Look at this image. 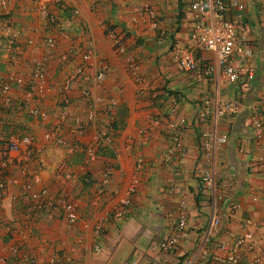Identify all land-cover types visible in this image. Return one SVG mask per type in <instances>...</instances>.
I'll list each match as a JSON object with an SVG mask.
<instances>
[{
	"label": "crops",
	"instance_id": "0c3cea01",
	"mask_svg": "<svg viewBox=\"0 0 264 264\" xmlns=\"http://www.w3.org/2000/svg\"><path fill=\"white\" fill-rule=\"evenodd\" d=\"M190 1L67 0L63 7L48 6L56 19L52 27L44 25L35 0H0V158L12 134L30 136L40 150L29 159L21 148L9 154L12 162L5 174L23 181L22 169L35 173V188L63 190L76 201L77 214L72 224L46 211L25 219L19 186L6 187L0 191V255H11L8 248L15 246L18 253H29L34 264H49L51 257L57 258L54 264H220L219 244L249 231L251 246L242 251L237 264H264V147L254 139L256 121L264 136V0H241L236 36L244 41L253 77L245 81L241 76L231 83L223 78L213 51L192 46L196 16ZM233 13L231 8L225 16L232 18ZM218 16L210 13L208 20ZM106 29L119 35L123 53L114 50ZM48 36L54 41L52 48L45 45ZM68 48L72 53L59 61ZM86 48L92 50V63L100 59L108 66L101 86L91 87L101 103L109 99L115 103L110 119L100 107V120L121 124L105 153L97 154L80 179L79 141L69 119L82 116L81 82L73 81L65 92L61 84ZM187 50L210 64L212 72L179 70L174 57ZM127 57L138 65L139 81L128 73ZM42 58L47 62L48 89L33 95L31 102L47 114L45 120L24 109L25 86L1 90L8 74L27 79L33 60ZM87 72L93 74L95 67L88 65ZM63 95L70 99V115L60 133L68 146L44 138L49 134L52 139ZM231 100L237 101L235 108L216 113L218 104ZM182 116L186 120L180 128L182 146L168 158L166 124ZM215 132L224 133L226 141L210 142L204 155L202 141ZM90 134L88 130L80 139L89 142ZM107 167L108 184L98 193L101 171ZM65 171L73 172V181L64 179ZM203 171L210 174L208 185L201 181ZM130 183L135 185L130 204L115 217L112 211ZM180 215L185 227L177 249L160 250L157 242ZM212 215L219 219L214 231L208 229ZM99 221L101 232L95 236Z\"/></svg>",
	"mask_w": 264,
	"mask_h": 264
},
{
	"label": "built area",
	"instance_id": "2783aa9c",
	"mask_svg": "<svg viewBox=\"0 0 264 264\" xmlns=\"http://www.w3.org/2000/svg\"><path fill=\"white\" fill-rule=\"evenodd\" d=\"M67 0H35L36 9L44 19V25H51L53 27L55 23V17L48 10L49 5H55L58 7L65 6ZM243 2L241 0H191L189 8L195 13L196 20L192 25L190 38L192 40V46L199 50L213 51L215 54L216 65L220 68L223 78L227 82H235L241 76L245 81H250L253 77V70L247 64L246 56L248 54L244 41L240 40L236 36V21L241 17V10L243 9ZM234 8L233 17H226ZM264 10V4H262ZM216 12L219 14L217 18L208 20L210 13ZM76 13V11H74ZM108 36L111 38L112 46L118 53L124 52V45L114 32H108ZM45 45L52 48L54 41L51 36L44 39ZM72 49L68 50L64 54L58 56L59 61L67 59V55L72 53ZM91 48H86L80 55L79 64L68 72L64 77L61 90L67 91L70 84L73 81L81 82L79 84V96L83 101V107L81 112L84 118L77 115H72L70 122L67 121L70 115L69 102L70 99L67 95H63L61 98V104L58 111V124L54 126L51 131L52 140L57 145L68 146L65 138L61 135V124L69 122L71 133L79 141L77 146L81 153V161L77 165L78 172L85 173L88 170L89 165L96 159L98 150L107 146L111 142V126L108 124L109 119L112 117V110L114 106L113 100L109 99L106 103H101L98 97H95L91 92V87H100L106 79L108 73V66L104 60H95L91 62L92 58ZM126 69L131 77L135 81L140 80V74L138 73V65L135 61L127 57ZM174 62L177 68L181 71H195L196 74L203 72H212L211 65L206 62L199 61L193 52L187 50L181 56L174 57ZM45 59L33 60L30 75L27 79L13 73L8 74L5 81L2 83L1 90L6 92L12 85L25 86L27 92L22 100L24 109L31 115L36 116L41 120L47 119V114L44 111L36 108L31 98L33 95L40 96L47 91V66ZM92 65L95 67V72L89 74L87 72V66ZM207 102V100L205 101ZM236 100L230 102L220 103L216 107L217 114H223L229 109H233L237 105ZM264 106V103H262ZM103 106L102 112L108 113L109 117L107 123L103 122L101 115H99L100 107ZM173 108L170 110L172 114ZM203 115L202 112H200ZM108 124L107 126L102 125ZM186 123L185 117L174 118L169 120L166 124L167 134L169 135L170 143L167 146L164 155L168 158L176 154L182 146L180 128ZM88 130H91L90 141L84 142L82 137ZM46 139L50 137L49 134H45ZM254 139L260 140V144L264 147V136L261 129V124L256 121L254 126ZM226 141V135L224 133H212L209 134L202 141V150L204 155H208V149L210 142L223 143ZM22 149V156L29 159L36 156L40 150L33 143L30 136L27 135H9L4 147L2 148V156L0 158V191L5 190L8 186H19L21 193L24 196V205L22 210V217L25 219H34L39 211H46L50 213H56L62 216L67 224H72L77 218L76 214V201L72 199L63 190H51L47 186H39L35 188V184L38 182V177L35 173H28L25 169H22V173L25 175L23 181H19L14 176L6 175V168L9 163L12 162L9 154H15ZM18 158V157H17ZM139 163V162H138ZM110 175V168H104L101 171L100 179L97 184L98 193L107 186ZM64 179L67 181H73L74 174L72 171H65ZM201 181L203 184L208 185L211 182L210 174L207 172H201ZM135 191L134 183H130L125 188L123 196L118 200L119 206L112 211V215L119 217L122 214V209L130 204L131 195ZM180 208L184 205V199H180ZM219 219L217 215H212L208 224V229L214 231L217 229ZM102 222H98L95 226L94 234L97 236L101 232ZM185 227V218L180 215L176 223L171 227V231L165 235L164 238L157 242V247L162 251H172L177 249L178 236ZM251 233L244 231L242 234L233 239L230 243L221 242L218 249L222 252L220 264H237L242 251L245 248L251 246ZM97 244L94 249H97ZM8 252L11 255H0V264H34L33 257L27 252H17L15 246H9ZM57 262L56 257L49 259V264ZM64 264H71L69 261H65ZM149 264V263H145ZM183 264H188L184 262Z\"/></svg>",
	"mask_w": 264,
	"mask_h": 264
},
{
	"label": "trees",
	"instance_id": "16d2710c",
	"mask_svg": "<svg viewBox=\"0 0 264 264\" xmlns=\"http://www.w3.org/2000/svg\"><path fill=\"white\" fill-rule=\"evenodd\" d=\"M104 114H106V116H107L108 113L104 112ZM119 124H121V123L118 121V125ZM102 125L106 126L103 123H102ZM118 125L116 124V122H113V120H112V122H111V127H112V134L111 135H112V138H113V135H114L115 131L118 129ZM105 151H106V147H102V148H100L98 150L99 154H101V155H103L105 153ZM86 174H87V171H85V173H82L80 179H82Z\"/></svg>",
	"mask_w": 264,
	"mask_h": 264
},
{
	"label": "clouds",
	"instance_id": "9594fccd",
	"mask_svg": "<svg viewBox=\"0 0 264 264\" xmlns=\"http://www.w3.org/2000/svg\"><path fill=\"white\" fill-rule=\"evenodd\" d=\"M106 31V34H108V32L110 31V32H113L112 31V29H106L105 30ZM117 35V34H116ZM124 45V44H123ZM123 53V52H122ZM134 80V79H133ZM231 83V82H230ZM108 124L111 126V120L108 122ZM108 124H106V126L108 125ZM111 129H112V127H111ZM111 134H112V130H111ZM22 136V135H21ZM45 136V135H44ZM45 138V137H44ZM46 139V138H45ZM47 139H49V140H52V139H50V138H47ZM111 139H112V135H111ZM53 141V140H52ZM54 142V141H53ZM40 153V152H39ZM38 155V154H37ZM37 155L36 156H34V157H32V158H36L37 157ZM81 161V160H80Z\"/></svg>",
	"mask_w": 264,
	"mask_h": 264
},
{
	"label": "rangeland",
	"instance_id": "374dc122",
	"mask_svg": "<svg viewBox=\"0 0 264 264\" xmlns=\"http://www.w3.org/2000/svg\"><path fill=\"white\" fill-rule=\"evenodd\" d=\"M82 103H83V101H82ZM84 104H82V106H83ZM81 118H84V115H83V113H82V116H81Z\"/></svg>",
	"mask_w": 264,
	"mask_h": 264
}]
</instances>
